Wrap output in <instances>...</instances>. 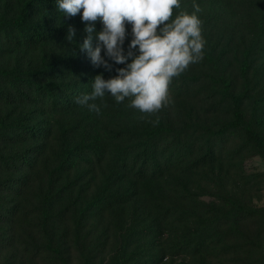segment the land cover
I'll list each match as a JSON object with an SVG mask.
<instances>
[{
  "label": "rangeland",
  "instance_id": "1",
  "mask_svg": "<svg viewBox=\"0 0 264 264\" xmlns=\"http://www.w3.org/2000/svg\"><path fill=\"white\" fill-rule=\"evenodd\" d=\"M32 2L0 0V93H3L0 96L9 95L8 99H12V104L7 105L0 98V116L9 113L12 120L45 126L49 132L45 139L28 142L22 147L0 143V152L31 148L39 151L40 159L22 202L30 204L27 211L35 210L49 193L58 191L51 199L50 213L59 211L64 218L57 227L54 224L50 228L55 245L61 249V258L48 256L27 264H84L81 247L97 243L98 237L105 244L99 247L100 253L92 264H107L114 255L115 240L119 242L118 237L122 235L119 232L128 228L124 212L118 207H107L108 204L101 201L113 184L121 180L111 156L125 149L141 155L146 142L152 144L161 164L172 163L174 166L169 176L139 186L150 200L159 199L167 205L173 194L190 193L192 199L197 200L196 208L200 202L217 205L225 191L235 201L262 211L251 220L227 223L219 235L209 233L205 238L208 256L202 257L203 264H264V158L252 152L240 130L222 137L217 135L233 119L235 97H242L241 108L246 123L256 128L254 122L260 118L263 125L256 130L262 132L264 129V0H195L201 8L198 15L206 40L204 56L172 79L169 84L172 103L152 114L128 107V98L120 103L113 97L97 98L95 102L101 104L100 114L90 112L83 105L68 111L51 112L30 100H17L13 96L16 83L9 75L16 68L38 71L36 80L39 83L47 82L50 75L63 85L54 94L64 96V84L79 87L86 78L83 65L92 70L93 77L102 72L106 79L116 74V67L124 66L114 65L112 71L94 67L87 54L76 48L78 45L65 39L66 34L30 46L28 41L33 30L54 26L62 17L44 6H30ZM177 10L193 11V0H181ZM21 13L26 20L18 27L12 20ZM62 18L68 20L70 17ZM71 25L76 29V40L82 42L86 33L79 13ZM99 27L97 23V29ZM24 38L27 39L25 42L22 41ZM127 43L128 39L125 48ZM245 51L249 52V57L244 73L241 63ZM58 56L71 59L67 65L55 69L43 61ZM78 69L83 74L80 78L76 75ZM220 79L230 82V95L223 93ZM151 132L156 134L152 140H144L141 136ZM115 134L121 135L117 143ZM89 144L94 145L97 154L77 156L64 164L59 161V153L63 150L75 151L79 146ZM202 159H205L204 166L200 169L192 173L180 172ZM210 214L205 213L204 218ZM23 219L24 216L16 224L18 227ZM25 225L20 230L17 226L0 224V240L5 238L9 242L32 232ZM249 233H257L260 239L251 241L255 246L244 248L243 245L246 251L215 249L222 243H244ZM62 239L65 240L63 244ZM2 244L1 260H26L15 245ZM200 258L187 264H196ZM166 261L167 264L179 262L178 259Z\"/></svg>",
  "mask_w": 264,
  "mask_h": 264
},
{
  "label": "trees",
  "instance_id": "2",
  "mask_svg": "<svg viewBox=\"0 0 264 264\" xmlns=\"http://www.w3.org/2000/svg\"><path fill=\"white\" fill-rule=\"evenodd\" d=\"M30 6H44L55 14L63 15V13L56 10L55 0H33ZM178 12L177 8L174 7L173 16ZM74 18L75 16H72L65 20L61 17L54 26L39 27L33 30V35L28 43L33 46L43 39L67 34V27L74 24ZM25 20V15L21 13L12 20V23L22 27ZM63 20L64 22H62ZM26 40L24 38L22 41L25 42ZM248 57L249 52L245 51L241 63V70L244 73L248 69ZM70 59L58 56L52 58V60L43 59V61L50 68L55 69L67 65ZM83 68L86 73L84 81L80 83L79 87L64 84V91L66 92L64 96L54 94L55 90L63 87V85L57 83L50 75L47 82L39 83L36 80L39 75L38 71L16 68L9 74L16 83L13 96L19 101L30 100L37 106L50 109L51 112L68 111L78 105L75 103V97L89 93L92 90V70L86 68V65L82 66V71ZM40 73L43 74L44 72L40 71ZM4 74L8 75L7 72H4ZM76 75L78 77L79 75L80 77L83 76L79 69ZM218 81L222 84L223 93L230 95V82L227 79ZM8 97L9 95L2 98L0 96L3 99V104H12V99L9 100ZM107 97L111 96L106 94L105 98ZM241 99L242 97L234 98L233 119L222 130H219L217 135L222 137L227 133L231 134L240 130L252 152L264 158V129L262 132L256 130V128L263 125V122L260 118H257L254 122L256 128L246 123L245 114L241 108ZM48 132L49 130L45 126L23 123L22 120H12L9 113L0 116V143L7 146L18 144L19 147H22L28 142H38L45 139ZM114 136L116 143L119 142L121 135L115 134ZM141 136L144 140H152L153 137H156V134L151 132V134H142ZM132 151V149H125L111 156L113 167L118 171L121 180L113 184L109 194L101 197V201L108 204L107 207H118L124 212L126 225H128L125 232H119L122 235L118 237L120 238L119 242L117 239L115 240L114 255L107 264H167V259H178V264H187L190 260L199 257L201 258L196 264H203L202 259L208 256L205 238L209 233L216 232L219 235L222 233L220 229L227 223L232 222L234 224L241 221V219L251 220L254 216L262 213L259 208L248 207L235 201L234 197L225 191L222 193L221 201H212L218 203L217 205L200 202L196 208L194 207L197 200L192 199L190 193L173 194V198L169 200L170 202L167 205L162 204L159 199L150 200V198L143 195L139 186L148 182H156L162 179L164 175L169 176L174 171V166L172 163L161 164L157 160L150 142L145 143L141 155L131 154ZM92 153L97 154L94 145L93 147L91 144L82 145L76 148L75 151L63 150L59 153V161L64 164L77 156L82 157ZM211 154H213V151H211ZM38 159H40L39 151L34 148L0 152V224L14 228L24 216L21 227H17L23 230L24 224H26L25 226L32 230V232L19 237V239H12L9 242H6L5 238L0 240V243H3L2 246L15 245L26 259L22 260L20 258L12 261L10 259L1 260L0 258V264H27L28 261L43 260V257L48 258L50 256V258L57 259V257L61 258L62 256L61 249L55 245V238H53L54 235L50 230L54 224L57 227V224L64 218L61 217V214L59 215V211L56 212L55 210L50 213L51 199L54 195L56 196L58 191L52 192L53 194L49 193L43 202L39 203L38 209L35 210L27 211V206H30V204L22 202L27 194V187L32 181V173L36 169ZM204 160L196 161L194 165L181 169L180 172L192 173L204 166L202 164ZM62 167L64 166L62 165ZM123 183H126L127 186L125 187ZM208 212L212 214L204 218L205 213ZM198 224L199 227H197ZM97 239V243L86 244V248L81 247L80 256L84 259V264H92L100 253L99 247L105 244L104 241L99 240V237ZM246 239L244 243L233 245L227 243L223 245L222 243L215 249L224 252L239 249L246 251L244 248L255 246V243L251 241H257L260 236L257 233L254 235L249 233ZM222 240L220 239V241ZM61 242L63 244L65 240L62 239ZM210 249H213L212 246H210ZM251 261L255 262L253 258H251Z\"/></svg>",
  "mask_w": 264,
  "mask_h": 264
},
{
  "label": "clouds",
  "instance_id": "3",
  "mask_svg": "<svg viewBox=\"0 0 264 264\" xmlns=\"http://www.w3.org/2000/svg\"><path fill=\"white\" fill-rule=\"evenodd\" d=\"M180 4L181 0H55L62 17L79 13L86 35L77 41L76 29L69 25L65 39L78 45L94 67L112 71L114 65H124L107 79L102 72L96 74L91 92L75 97V103L96 114L101 104L95 101L106 94L117 103L128 98V107L147 114L172 103L169 84L203 58L206 44L199 4L193 0V11L173 16Z\"/></svg>",
  "mask_w": 264,
  "mask_h": 264
}]
</instances>
